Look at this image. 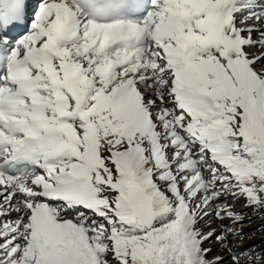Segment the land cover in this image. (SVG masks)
<instances>
[{
  "label": "snow or ice",
  "instance_id": "6c2138e0",
  "mask_svg": "<svg viewBox=\"0 0 264 264\" xmlns=\"http://www.w3.org/2000/svg\"><path fill=\"white\" fill-rule=\"evenodd\" d=\"M254 48L264 0H0V264H264L228 244L264 211Z\"/></svg>",
  "mask_w": 264,
  "mask_h": 264
},
{
  "label": "rangeland",
  "instance_id": "374dc122",
  "mask_svg": "<svg viewBox=\"0 0 264 264\" xmlns=\"http://www.w3.org/2000/svg\"><path fill=\"white\" fill-rule=\"evenodd\" d=\"M256 52L260 51V48L255 49ZM243 201H238L235 203L234 210H240L243 212V221L238 224L235 228H233V232L243 233V236L229 235L228 236V244L235 246L236 243H240L241 241H250L256 240L261 246L264 248V211L262 212H254L251 209H243L242 208ZM209 223H211L212 227L209 230H217L219 231L223 225H228L231 222L228 219L223 221H216L215 218H212ZM205 247H210L213 249L211 256H217L222 254L223 249L218 246V243L215 240H210Z\"/></svg>",
  "mask_w": 264,
  "mask_h": 264
},
{
  "label": "trees",
  "instance_id": "16d2710c",
  "mask_svg": "<svg viewBox=\"0 0 264 264\" xmlns=\"http://www.w3.org/2000/svg\"><path fill=\"white\" fill-rule=\"evenodd\" d=\"M235 247H242L245 250L254 249L256 252L264 254V248L256 240L241 241L240 243H236Z\"/></svg>",
  "mask_w": 264,
  "mask_h": 264
},
{
  "label": "bare ground",
  "instance_id": "6f19581e",
  "mask_svg": "<svg viewBox=\"0 0 264 264\" xmlns=\"http://www.w3.org/2000/svg\"><path fill=\"white\" fill-rule=\"evenodd\" d=\"M256 48L252 49L251 51L255 52L257 55H260L261 53H264V49H260V51L256 52Z\"/></svg>",
  "mask_w": 264,
  "mask_h": 264
}]
</instances>
